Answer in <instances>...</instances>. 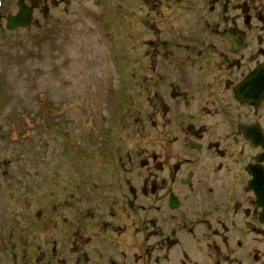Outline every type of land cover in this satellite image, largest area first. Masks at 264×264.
<instances>
[{"label":"rangeland","instance_id":"obj_1","mask_svg":"<svg viewBox=\"0 0 264 264\" xmlns=\"http://www.w3.org/2000/svg\"><path fill=\"white\" fill-rule=\"evenodd\" d=\"M19 1L0 0V264H110L121 251L148 264L142 208L170 190L192 215L216 201L235 208L213 218L223 222L215 245L184 237L162 264H264V231L244 224L249 194L226 136V109L240 110L223 86L231 68L216 58L221 0H40L27 27L6 31ZM246 2L264 15V0ZM259 47L264 39L245 54L250 66ZM179 87L185 102L173 97ZM182 115L231 151L196 156L202 187L167 182L151 193L147 154L169 179L177 154L190 155L174 126Z\"/></svg>","mask_w":264,"mask_h":264},{"label":"flooded vegetation","instance_id":"obj_2","mask_svg":"<svg viewBox=\"0 0 264 264\" xmlns=\"http://www.w3.org/2000/svg\"><path fill=\"white\" fill-rule=\"evenodd\" d=\"M218 2L215 8L217 10L216 15L218 19L213 20V27L215 28L213 33L217 34L219 30L221 31L220 36L218 33L217 37L219 43L223 46L221 47L219 44L216 51V58L218 61L227 65L226 70H228L229 67L231 68L232 72L228 70L230 76L226 75L225 81H229L233 83V85L230 88L225 85L223 86L229 94L230 101L234 106L233 108H238L240 110L235 114L232 108H230V110L228 107V109L225 108L228 122L227 126L230 127L226 132V136L232 141L231 144L233 146L239 148L236 151V156H234V162L240 166V172L244 177L243 186L249 194L244 201V204L248 207V209H245L244 213L245 215L249 214L250 217L248 220H245L244 224L248 225L249 231L254 232L257 229L264 231V227L258 222V216L262 210L256 205V199L249 187L252 177L246 170L251 165H261V163L259 164L256 161V158L264 154V150L260 144V142L264 140V98H260V95H257L258 101L255 100L250 102L248 99L241 97L242 95L247 96L246 92H242V94L239 92L240 85L252 75L253 71L258 66L264 65V57L261 61L255 62L252 66L245 60L247 57L245 54L248 51L253 52L251 46H253L256 41L259 43L264 39V32H262L260 25L264 20V15L258 13L253 16L250 7L246 5V0H221ZM257 21L259 22L256 24L255 22ZM208 26L210 27L212 25L208 21H205L204 28H208L207 35L210 37L213 33H209L210 29ZM253 32H257V34H252ZM206 45L207 44L203 46V49L208 48V45ZM210 46H212V44H210ZM257 51L261 55L264 54V48L262 47H259ZM232 69L239 71L238 74H234ZM179 89L178 94L173 92L174 98L177 97L176 95L183 97V92H186L180 87ZM186 94L190 97L188 91ZM237 95H239V97ZM182 97H179V100L183 99L185 102V98L187 97ZM183 115L179 123L174 121V126L176 128V133L185 139V142H183L185 151L183 150L181 154L188 153L190 155L181 156L179 155L180 153H176L177 162L173 172L169 175L172 179H169L168 174V178L165 176L166 166L159 158L158 153L153 151L152 154H147L145 165L153 169L151 172L150 170L148 171L149 176L147 179V181H151V185H149L151 193L155 191L156 187L162 186L167 182L170 187L172 185V187H174L175 183L178 186L189 187L195 179L196 185L202 187L204 183L203 180L196 178L192 170L198 163V158H196V156L204 152L207 155L221 160L231 151V148L222 146L221 143L215 139L205 140L204 133H202L203 125L194 118H191L192 122L190 120H185ZM171 131L172 134L173 130ZM166 136L168 140L165 139V143H170V135L166 134ZM217 166L222 169L224 165L219 162ZM262 168L264 169V162H262ZM182 171H184V173ZM162 174H164L165 177ZM206 190L214 199L213 194L215 193V189L211 186ZM156 202H158V204L153 202L150 207L146 205V207L142 208V211L147 213V223L150 224V226L142 230L137 229L140 235H145L148 240H154L145 245L146 247L143 254L147 257L146 261L148 264H162L167 258L162 252H164L165 249L175 248L181 245L182 238L184 237H194L199 242L214 244L218 234L221 233L220 225L223 222L218 220V218L215 220L213 218L215 216H220L222 212L223 214L233 213L235 208L233 205L231 206L222 201H216L208 209H196L194 215H192L185 206L186 202L182 200L177 193L173 192V190H170L169 194L165 195L161 200L157 199ZM223 236L225 240L229 239V236H226V234H223ZM238 246L240 247L241 244H238ZM119 255L121 259L112 260L110 264H128V262L122 258L125 256L124 252H119ZM167 259L169 260V257ZM235 261L238 260L235 259ZM221 263L222 261L214 258V264ZM192 264L204 263L199 260H194Z\"/></svg>","mask_w":264,"mask_h":264},{"label":"water","instance_id":"obj_3","mask_svg":"<svg viewBox=\"0 0 264 264\" xmlns=\"http://www.w3.org/2000/svg\"><path fill=\"white\" fill-rule=\"evenodd\" d=\"M29 1L31 2V7L25 6L23 3L24 0H20L18 3V13L16 16L10 17L7 20L6 28L8 30L25 27L31 22L33 8L37 6L39 0H36L35 2H32L31 0ZM239 92L241 94L242 92H246L247 96L242 95L241 97L248 99L250 102L257 100V95H260V98H264V65L258 66L253 71L252 75L240 85ZM237 96L239 97V95ZM260 144L264 150V140L261 141ZM256 161L259 164L261 163V165H251L246 170L252 177L249 187L256 199V205L262 210L258 216V221L264 226V169L262 168L264 154L257 157Z\"/></svg>","mask_w":264,"mask_h":264}]
</instances>
